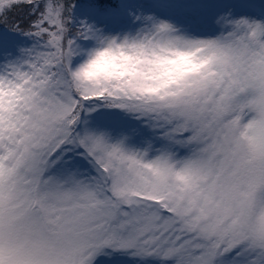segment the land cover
<instances>
[{"label":"snow or ice","instance_id":"obj_1","mask_svg":"<svg viewBox=\"0 0 264 264\" xmlns=\"http://www.w3.org/2000/svg\"><path fill=\"white\" fill-rule=\"evenodd\" d=\"M0 264H264V0H0Z\"/></svg>","mask_w":264,"mask_h":264}]
</instances>
